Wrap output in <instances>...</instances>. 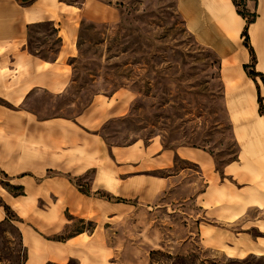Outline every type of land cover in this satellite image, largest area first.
<instances>
[{
	"label": "rangeland",
	"instance_id": "1",
	"mask_svg": "<svg viewBox=\"0 0 264 264\" xmlns=\"http://www.w3.org/2000/svg\"><path fill=\"white\" fill-rule=\"evenodd\" d=\"M81 2L78 6L85 7ZM189 2L104 0L110 19L83 21L75 50L69 53L73 83L60 110L77 115L96 95L126 89L133 94L132 106L108 127L109 142L146 145L157 139L171 149L202 150L213 160L211 170L204 166L201 171L177 156L174 167L156 173L168 179L156 199L103 196L126 205L121 212L108 205L107 223L101 228L118 253V259L111 255L114 260L264 264V157H251L248 182L235 183L225 174L228 165L241 160L240 130L264 115V96L256 88L264 87V68L251 54L248 30L247 35L245 29L222 34L217 22L198 12L205 6ZM236 6L253 19L238 0ZM32 43L50 58L58 54L62 40L53 28L43 26ZM77 183L90 192L88 182ZM235 184L252 199L228 214L224 208L242 199L228 197ZM6 210L10 220H17ZM8 221L0 222V264H22L21 233ZM96 229L93 219H76L58 239L82 233L88 239ZM66 264L80 263L74 259Z\"/></svg>",
	"mask_w": 264,
	"mask_h": 264
},
{
	"label": "crops",
	"instance_id": "2",
	"mask_svg": "<svg viewBox=\"0 0 264 264\" xmlns=\"http://www.w3.org/2000/svg\"><path fill=\"white\" fill-rule=\"evenodd\" d=\"M76 1L0 0V222L9 220L19 229L22 264H66L74 259L80 264H122L111 257L118 259V253L101 228L107 223L108 205L115 212L126 205L103 196L156 199L168 180L156 173L174 167L177 156L201 171L214 165L202 150L171 149L157 139L146 145L109 142L108 127L132 106L129 90L98 94L77 115L60 110L73 83L69 53L75 50L82 22L110 19L104 0ZM189 1L205 6L198 12L217 22L222 34H239L248 27L251 54L264 68V0H238L253 14L249 25L237 11V0H177L185 5ZM80 2L86 6H78ZM188 13L192 19L193 12ZM43 26L53 28L62 40L58 54L50 58L32 43ZM256 88L264 96V87ZM242 128L241 160L225 170L235 183L248 182L251 157H264V115L249 129ZM260 161L264 166V158ZM77 181L88 182L90 192L82 191ZM245 190L231 189L228 197L242 199L224 208L228 214L252 199L243 196ZM8 208L17 220L8 218ZM76 219H93L97 229L88 239L82 233L59 240Z\"/></svg>",
	"mask_w": 264,
	"mask_h": 264
},
{
	"label": "trees",
	"instance_id": "3",
	"mask_svg": "<svg viewBox=\"0 0 264 264\" xmlns=\"http://www.w3.org/2000/svg\"><path fill=\"white\" fill-rule=\"evenodd\" d=\"M236 1V0H235ZM243 15H245L246 16V14L244 13ZM253 22V19L252 20H248V25L250 24V23H252ZM247 29H248V27H246V29H245V35H247ZM152 264H155L154 262L152 263Z\"/></svg>",
	"mask_w": 264,
	"mask_h": 264
}]
</instances>
